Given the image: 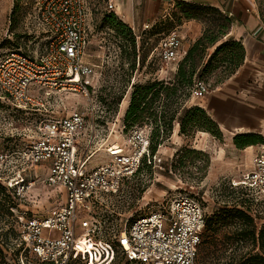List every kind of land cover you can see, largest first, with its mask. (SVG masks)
<instances>
[{"label": "rangeland", "instance_id": "1", "mask_svg": "<svg viewBox=\"0 0 264 264\" xmlns=\"http://www.w3.org/2000/svg\"><path fill=\"white\" fill-rule=\"evenodd\" d=\"M87 6L85 59L101 66V74L84 79L89 95L69 89L45 95L39 90L38 97L43 106L39 109H17L0 88V153L7 155L5 160H0V235L2 239L6 238L2 246L8 251L2 250L0 264H18V253L12 250L13 245L8 240L14 235L15 214L26 211L28 215H42L53 207L65 204V188L62 185L48 186L43 182L47 163L29 167L21 155L28 141L37 137L40 121L44 117L73 110L83 113L87 125L78 135L77 146L79 153L87 160V168L109 160L106 149L111 146L118 145L127 150L130 147L128 133L133 125H125V112L120 111L126 95L127 100L130 97L131 85L152 80L170 81L175 76L174 70H177L178 61L161 60L157 50L154 51L155 45L168 31L175 29L183 36L182 42L188 49L192 44L189 30L195 28L202 34L205 28V23L199 20L183 18L178 21L168 16L163 21L156 20L152 25L131 26L135 37L134 47L128 36L119 34L104 20L106 13L114 12V8L107 7V0H87ZM256 7L264 24V0H256ZM47 36L48 32L35 16L34 0H0V56L10 48H20L36 56L44 50ZM160 69L164 77L159 76ZM220 77L217 69L195 75V79H204L209 84L210 91L202 98L191 96L187 88L179 92L180 96L171 106L176 117L172 129L163 134L165 139L157 146L156 161L149 162L145 158L133 176L122 180L118 191L102 192L93 201L88 213L99 221L97 237L116 243L115 237L119 231L132 220L174 194L196 196L202 203L206 217L223 207H241L247 203V190L230 184L232 179H240L243 172L251 167L253 147L235 149L227 134L222 133L218 137L205 130H196L189 135L179 132L180 139H172L173 127L185 108L195 106V102L208 107L226 82L230 81L229 77L224 80H220ZM120 95L122 98L118 99ZM153 107L157 112L162 110V96L154 101ZM209 114L213 115L212 112ZM20 176L24 178L22 184L8 185L10 180L12 183L20 180ZM251 207L256 222L263 220L264 206L260 213L254 202ZM77 230H81L80 225ZM24 260L32 261V264H45L33 256ZM127 263L117 246L109 264ZM68 264L85 263L76 258Z\"/></svg>", "mask_w": 264, "mask_h": 264}, {"label": "built area", "instance_id": "2", "mask_svg": "<svg viewBox=\"0 0 264 264\" xmlns=\"http://www.w3.org/2000/svg\"><path fill=\"white\" fill-rule=\"evenodd\" d=\"M34 6L39 24L48 32L45 48L36 56L20 48L4 52L0 56V88L17 109L43 106L39 90L45 95L68 89L89 95L84 79L101 74V66L85 60L87 0H34ZM107 7L114 8V3L107 0ZM155 50L165 62L179 61L186 52L182 50V36L175 29L159 40ZM188 90L191 96L202 98L210 86L197 78ZM145 120L129 131L127 150L120 146L121 150L114 152L115 145L109 147L110 159L92 168H87V160L77 146L78 135L87 125L83 113L73 110L40 121L37 137L28 141L21 155L29 167L47 163L43 182L62 185L66 200L42 215H28L26 211L14 215V235L8 240L18 253V264H32L24 260L32 256L45 264H68L76 258L85 264H109L117 246L127 264H196L205 213L192 194H174L165 202L159 201L119 231L116 243L97 237L99 221L88 213L102 192L118 191L122 180L133 176L145 158L156 161V153H149L151 123ZM6 156L0 153V160ZM10 181L8 185L15 186L24 178ZM231 185L247 190L257 212H263L264 145L254 154L251 167L240 179H232ZM5 239L0 237V248L8 252L2 246Z\"/></svg>", "mask_w": 264, "mask_h": 264}, {"label": "trees", "instance_id": "3", "mask_svg": "<svg viewBox=\"0 0 264 264\" xmlns=\"http://www.w3.org/2000/svg\"><path fill=\"white\" fill-rule=\"evenodd\" d=\"M170 17L178 21L183 18L199 20L205 23V28L178 61L172 80H152L131 85L132 91L125 110L124 123L135 126L144 123L145 118L150 121V155L155 154L157 146L164 141L163 134L172 129L176 115L171 106L180 96L179 92L188 89L197 74L217 69L221 73L220 80H224L241 65L245 54L244 45L240 40L226 37L232 23L231 18L215 6L176 0ZM104 20L119 34L128 36L135 47V37L130 25L112 11L105 14ZM160 96L163 97V108L157 112L153 103ZM121 98L122 95L118 97ZM178 122L179 132L185 135L196 130L209 131L218 137L222 135L216 121L199 105L185 108ZM233 141L238 147L255 142L250 135L245 134L235 136ZM246 199L247 203L241 207H223L214 214L205 216L196 264H264V219L256 222V216L252 214V199L248 196ZM229 249L231 252L227 253Z\"/></svg>", "mask_w": 264, "mask_h": 264}, {"label": "crops", "instance_id": "4", "mask_svg": "<svg viewBox=\"0 0 264 264\" xmlns=\"http://www.w3.org/2000/svg\"><path fill=\"white\" fill-rule=\"evenodd\" d=\"M111 1L114 3V12L120 15L128 25L135 27L140 24L152 25L156 20L163 21L172 12L176 0ZM185 1L219 8L232 21L226 37L240 40L244 45L243 62L229 77L230 81L228 80L223 89L218 92L215 101L211 102L208 107L199 102L195 103L204 108L208 115L216 121L221 133L230 136V143L235 149L253 147V154H255L257 149L264 145V24H262L256 7V0ZM192 23L196 25L195 22L192 21ZM189 31V40L193 43L201 31L197 32L195 28ZM187 47L182 42V50L186 51ZM175 72L176 70L173 75ZM163 75L160 69L159 76L164 77ZM129 99L130 97L125 102L121 113L127 109ZM210 112L213 115H210ZM179 129V123L176 122L172 133L173 141L180 139ZM240 134L250 135L255 142L243 147L236 146L233 138ZM41 164L44 165V163ZM47 171L46 168L45 172Z\"/></svg>", "mask_w": 264, "mask_h": 264}, {"label": "bare ground", "instance_id": "5", "mask_svg": "<svg viewBox=\"0 0 264 264\" xmlns=\"http://www.w3.org/2000/svg\"><path fill=\"white\" fill-rule=\"evenodd\" d=\"M127 101V95H126V97L124 98V100H123V103H125ZM112 148H114V152H119L121 149H120V146H118V145H115L114 147H112ZM107 150V149H106Z\"/></svg>", "mask_w": 264, "mask_h": 264}]
</instances>
